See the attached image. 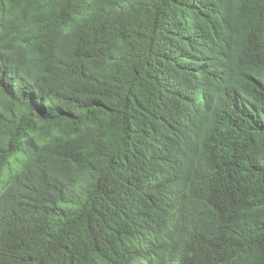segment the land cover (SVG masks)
Listing matches in <instances>:
<instances>
[{"label": "trees", "instance_id": "obj_1", "mask_svg": "<svg viewBox=\"0 0 264 264\" xmlns=\"http://www.w3.org/2000/svg\"><path fill=\"white\" fill-rule=\"evenodd\" d=\"M0 264H264V0H0Z\"/></svg>", "mask_w": 264, "mask_h": 264}]
</instances>
